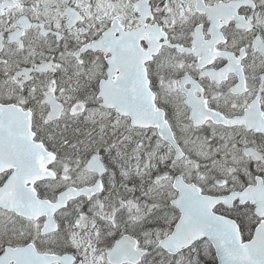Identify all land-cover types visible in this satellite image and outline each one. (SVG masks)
Returning a JSON list of instances; mask_svg holds the SVG:
<instances>
[{
	"label": "snow or ice",
	"instance_id": "1",
	"mask_svg": "<svg viewBox=\"0 0 264 264\" xmlns=\"http://www.w3.org/2000/svg\"><path fill=\"white\" fill-rule=\"evenodd\" d=\"M0 264H264V0H0Z\"/></svg>",
	"mask_w": 264,
	"mask_h": 264
}]
</instances>
